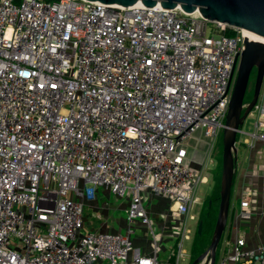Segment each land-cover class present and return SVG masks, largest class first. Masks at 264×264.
<instances>
[{"label":"built area","instance_id":"1","mask_svg":"<svg viewBox=\"0 0 264 264\" xmlns=\"http://www.w3.org/2000/svg\"><path fill=\"white\" fill-rule=\"evenodd\" d=\"M248 32L159 2L0 0V264H178L206 180L183 142L199 128L208 154ZM248 114L235 147L264 144V71ZM99 188L125 197V232L82 229ZM151 196L167 201L160 228ZM248 196L230 202L234 236L216 264H264V242L245 247L236 220L250 217ZM209 262L207 249L195 264Z\"/></svg>","mask_w":264,"mask_h":264},{"label":"water","instance_id":"2","mask_svg":"<svg viewBox=\"0 0 264 264\" xmlns=\"http://www.w3.org/2000/svg\"><path fill=\"white\" fill-rule=\"evenodd\" d=\"M107 3L130 4L136 0H99ZM145 5L159 2L162 6H175L184 11L197 10L203 17L224 21L243 28L256 35L264 36V0H140ZM252 65L255 76L251 98L244 104L243 94ZM264 71V41L244 37L242 48L231 85L230 97L222 128L221 168L219 178V199L212 235L206 247L213 264L215 247L226 226L229 196L234 173L235 138L237 129L254 104ZM201 220L197 222L200 230ZM202 251L189 264H195L206 251Z\"/></svg>","mask_w":264,"mask_h":264},{"label":"rangeland","instance_id":"3","mask_svg":"<svg viewBox=\"0 0 264 264\" xmlns=\"http://www.w3.org/2000/svg\"><path fill=\"white\" fill-rule=\"evenodd\" d=\"M254 76H255V65H252L249 71L246 87L244 90L243 94V103L245 104L252 96V91H253V84H254ZM252 120L253 116L251 114H247L244 117V120L241 124V128L245 130H250L252 128ZM243 134H240L237 132L236 138H241ZM222 130H219L218 134L215 136L214 140L212 141V145L210 150L208 151V154L206 155V161L203 169L201 172L207 176L206 180L198 182L195 188V194L198 197V201L194 202L193 207L191 208V212L193 213L194 218H187L185 221V225L190 228L189 232V238H185L182 240V244L185 247V253L182 258L178 260V264H189L190 259L192 258L191 256L195 255L196 253L199 252L201 249L202 245H206L209 241L211 234L209 230L207 229L206 222L203 224V231L201 235L197 236L196 241V249L195 251H192V243H193V236L195 235V231L197 228V223L199 221L198 215L200 208L203 205L204 198L205 196L211 191L214 183V179L212 177V171L214 170L215 166L217 167L218 160L221 159V150H222ZM198 137V138H197ZM207 137L204 136L199 128L195 129L189 138L183 143L184 146L187 149V154L190 155V153L193 155L194 158L201 160L202 156L204 155V150L207 147L206 143ZM237 157L239 159V162L241 163V158L244 156L243 153V148L242 144H237ZM193 149V150H192ZM193 151V152H191ZM239 162L237 160V164L239 165ZM234 194V185L232 183L231 186V198L230 201H232V195ZM97 206L103 207V206H109L108 207V213L107 215H103L102 212L100 211L99 208L97 207H92L89 206L88 203H84L83 206V211L84 215L83 218L85 220L84 227L82 228L83 230H86L90 227H98V228H106V229H120L122 232H125V227H126V222L124 220V215L125 212L122 208V201L125 199V197L122 196H114L112 194H109L107 191L102 190L101 188L98 189L97 191ZM157 197L159 196H152L148 200L144 201V204L150 206L152 203L157 201ZM162 203V212L166 211L167 207V201L163 198V201H160ZM157 203V202H156ZM231 204L229 203L228 207V213L227 216L229 217V214L231 212ZM212 219V217L210 218ZM228 219V218H227ZM160 223H169L171 220L169 217H162V218H157ZM197 220V221H196ZM103 222L107 223L105 226L100 225ZM104 224V223H103ZM162 225H160L161 227ZM136 231L132 235V238L135 237L139 242H142L146 244L148 240V236L143 235L145 233V230H142L141 227L136 226ZM227 229V226H226ZM146 234V233H145ZM257 232L256 230L249 233V236L247 238V244H255L258 240L257 238ZM234 236V229H230V233L228 234V241H230ZM225 237L224 231L221 233V238L218 241L216 247H215V259H214V264H216V260L218 259L219 253H220V246L221 243L220 241L223 240ZM160 244V250L158 252L160 257H164L166 252L170 247L176 248L177 244L174 238H163L162 240L159 241ZM207 246V245H206ZM253 246V245H252ZM248 246V247H252ZM205 247V246H204Z\"/></svg>","mask_w":264,"mask_h":264},{"label":"crops","instance_id":"4","mask_svg":"<svg viewBox=\"0 0 264 264\" xmlns=\"http://www.w3.org/2000/svg\"><path fill=\"white\" fill-rule=\"evenodd\" d=\"M189 136L185 139V141L189 138ZM237 144H242L244 156L241 158L240 160L241 163H240L237 157L238 148L236 145L235 155H234V162L236 166L234 169V177L232 181L234 185V194L232 195L231 200L234 199V196L236 195L238 190H240L242 187H245L249 190L248 210L251 212L250 217L247 219L237 218L236 220H239V227L244 231L245 247L252 245H253L252 247H256L260 243L264 242V144L261 140H255L251 146H248L246 143H237ZM188 157L194 166L200 167L202 163L206 161V149L204 150V155L202 156L201 160L194 158L191 153L190 155H188ZM237 160L239 162V165L237 164ZM205 177L207 178V176ZM97 198L94 199L89 204V206L97 207L100 209L103 215H107L109 206L108 205L107 206L105 205L103 207L97 206V202H96ZM157 198H158L156 201L157 203L156 202L152 203L149 206V211L151 216L155 219L158 228H160V225H163V223H160V221H158L157 218H161L160 216L163 210L161 207L162 203L160 201H163V198L160 196ZM121 205L124 210V207L126 205V199L122 201ZM237 209L238 206L235 203L233 205L231 204L232 211L230 212L229 217L227 216L228 218L226 220L227 229L224 230L225 236H228V234L230 233L231 228L228 226V224L231 220L236 218ZM103 223L101 224L100 222V225L105 226V224H107L105 222ZM165 224L167 225L168 223ZM255 230L257 232L256 235L258 238L257 242L251 245L249 243L247 244L246 242L249 233ZM132 241L134 244L142 245L143 247L146 246V244L139 242L135 237L132 238Z\"/></svg>","mask_w":264,"mask_h":264},{"label":"trees","instance_id":"5","mask_svg":"<svg viewBox=\"0 0 264 264\" xmlns=\"http://www.w3.org/2000/svg\"><path fill=\"white\" fill-rule=\"evenodd\" d=\"M220 168H221V159L218 160L217 167L215 166L214 170L212 171V177H213V187L211 191L205 196L204 202L202 207L200 208L198 219L201 220V227L199 231H195V235L193 236V243H192V251H195L197 242V236L201 235L203 231V224L206 222V225L208 226L207 229L209 230L210 234L212 235V229L214 225V221L216 218L217 213V206H218V199H219V178H220ZM234 177V173H233ZM232 177V181H233ZM232 186V184H231ZM231 198V189H230V196H229V202ZM212 217V219H210ZM197 230V229H196ZM211 238V237H210ZM210 241V239H209ZM207 240V242L209 243ZM208 243L206 245H208ZM206 245H202L201 249L198 253H196L194 256L192 255L189 263L195 258L197 255L202 253V251L207 247ZM205 246V247H204Z\"/></svg>","mask_w":264,"mask_h":264},{"label":"bare ground","instance_id":"6","mask_svg":"<svg viewBox=\"0 0 264 264\" xmlns=\"http://www.w3.org/2000/svg\"><path fill=\"white\" fill-rule=\"evenodd\" d=\"M116 4H120V3H116ZM194 12H197V10L195 9ZM248 36L249 38L259 39V40L264 41V36L256 35L255 33H252V32H248Z\"/></svg>","mask_w":264,"mask_h":264}]
</instances>
